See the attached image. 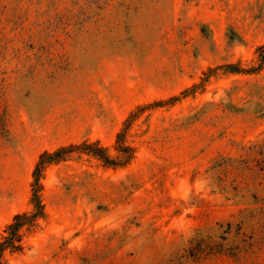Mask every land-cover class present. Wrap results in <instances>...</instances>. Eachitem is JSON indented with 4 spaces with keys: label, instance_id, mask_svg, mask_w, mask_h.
<instances>
[{
    "label": "rangeland",
    "instance_id": "obj_1",
    "mask_svg": "<svg viewBox=\"0 0 264 264\" xmlns=\"http://www.w3.org/2000/svg\"><path fill=\"white\" fill-rule=\"evenodd\" d=\"M263 47L264 0H0V242L66 149L1 264H264Z\"/></svg>",
    "mask_w": 264,
    "mask_h": 264
},
{
    "label": "trees",
    "instance_id": "obj_2",
    "mask_svg": "<svg viewBox=\"0 0 264 264\" xmlns=\"http://www.w3.org/2000/svg\"><path fill=\"white\" fill-rule=\"evenodd\" d=\"M263 50L264 47L260 49L261 52ZM231 67L234 68V66ZM122 139H123V134H119L118 150L120 153L125 154V157L122 159L121 163L111 159L110 156H108V154L106 153V150L101 147H98L97 145H85L84 147H86L91 154L98 157L108 165H112V164L125 165L131 160L133 155L132 154L133 149L128 146H124V144H122ZM65 151L66 149H60L54 153L46 152L43 155H41L40 160L37 164V168L34 172L33 198H32L33 212L17 214L14 216L12 223L8 226L6 230L8 236L3 237L2 241L0 242V258L6 250H11L12 252H21L23 250V246L21 245L23 233H21V230L24 229L25 232H34L35 229L38 227V220L45 216V207L39 195V192L42 188L40 182L42 170L44 166H46L47 164H52L57 161H60V158L62 157V154ZM228 226L230 227L231 225L228 224ZM192 244L193 245L188 252H189V256L195 259H199L203 256L213 254L218 247V245H215L213 243L207 244L203 237H199L198 239L193 240Z\"/></svg>",
    "mask_w": 264,
    "mask_h": 264
}]
</instances>
